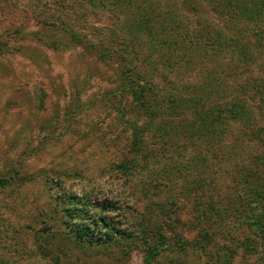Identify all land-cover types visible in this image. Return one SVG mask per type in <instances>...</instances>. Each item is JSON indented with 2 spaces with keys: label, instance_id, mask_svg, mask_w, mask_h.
<instances>
[{
  "label": "rangeland",
  "instance_id": "374dc122",
  "mask_svg": "<svg viewBox=\"0 0 264 264\" xmlns=\"http://www.w3.org/2000/svg\"><path fill=\"white\" fill-rule=\"evenodd\" d=\"M256 1L0 0V177L26 176L0 187V264H145L151 245L159 247L150 264H221L225 252L224 264H264V248H237L242 231L227 203L243 189L240 178H264L255 160L263 147L229 140L237 128L264 125V93L243 94V127L224 114L217 125L224 142L216 137L221 127L214 136L198 133L202 111L183 103L205 78L213 83L201 91L204 105L216 101L210 88L221 79L264 80V54L251 67L227 46L202 49L213 29L230 26L241 40L264 30V19L227 17L229 9L252 13ZM227 37L231 44L235 35ZM154 68L177 89L152 93L160 111L144 118L127 89L134 73L142 78ZM118 87L122 97H110ZM85 192L104 209L113 203L105 215L124 241L98 248L67 240L65 196ZM211 199L224 215L216 245L185 247L198 228L214 229L200 218Z\"/></svg>",
  "mask_w": 264,
  "mask_h": 264
},
{
  "label": "trees",
  "instance_id": "16d2710c",
  "mask_svg": "<svg viewBox=\"0 0 264 264\" xmlns=\"http://www.w3.org/2000/svg\"><path fill=\"white\" fill-rule=\"evenodd\" d=\"M187 0H184L186 2ZM238 6L240 3L237 1ZM234 4V3H233ZM256 7H254L252 13L250 11H246V13L238 12L236 15L232 13L229 9L227 12V17L231 20L235 21L241 20V14H243V19L248 20H262L264 19V0H257L255 3ZM187 11L194 13L195 10L192 6H185ZM230 6V5H229ZM258 8V10H257ZM232 9V8H231ZM234 16H236L234 18ZM235 35L231 44H228V37L230 36L231 40ZM204 50L207 48L209 44H211L212 48L207 51H202L205 53H209L210 50H215V48H220L221 46H227L228 48L233 49L237 52V58L241 61L249 62L251 67H253L256 63L255 61L260 60L258 57L259 54H264V30L254 31V35L252 37H247L245 40L240 39L236 35V31L234 32L232 28L226 26L224 31L223 29L220 32L208 31V34L203 40ZM196 45H201V43H195ZM123 49L128 48L125 42H122L121 45ZM185 48V46H184ZM190 49V48H189ZM141 51V48L138 49ZM130 52V51H129ZM134 52V51H133ZM108 53H105V55ZM139 55L141 52L138 53ZM136 52H134V57L140 58ZM255 54H257L255 56ZM255 56V57H254ZM254 57V58H252ZM264 57V56H263ZM126 59V57H125ZM213 59V57H211ZM209 59V60H211ZM264 60V58H263ZM264 62V61H262ZM247 64V63H243ZM228 67V64H226ZM250 68V67H249ZM124 74L129 73V65H125ZM156 72L144 75L146 77H140V72L134 73L136 75V80L134 83L133 89H127L129 94L131 95L130 105L133 108V111L144 115V118H149L150 116H156V112L160 111L159 107L152 105L150 102V96L155 91L161 92L164 88L173 92L174 89H177V86L173 84V82L166 81L163 83L162 76L158 71V68H154ZM229 69L226 72L227 78L229 77ZM248 73V72H247ZM157 76L159 77V81H157ZM226 79V77H225ZM205 80V81H204ZM203 82H200L201 86L197 89L192 85L189 87L187 93L191 95L189 97L186 93L185 99H183V103L191 104L194 110L202 111L203 123H200V126L196 131L204 136H214L217 133V129L221 126H224L223 122H220L222 118H224V114L228 118H232L238 122V125L242 127L248 124L246 121H243V117H247V112L241 98L244 93H253V94H262L264 93V80L259 81L258 79H249L240 86L235 81H226L228 83H224L222 79L219 80L218 84H212L210 88V92L213 97H216V101L210 105L209 101H207L206 105L202 103L201 95L204 94L201 92L206 89L207 83H213L209 78H205ZM170 84L171 88H167L166 85ZM122 89L118 87L115 91L110 93V97L117 98L118 96L122 97ZM126 91V92H127ZM107 95V94H106ZM154 97V95H152ZM188 98L191 100L188 101ZM155 98V97H154ZM263 100V99H262ZM114 105L111 106V109H114ZM257 106H253V109H256ZM157 109V110H156ZM115 110V109H114ZM202 119V118H201ZM221 124V126H217ZM203 124H208V127H204ZM203 126V127H202ZM223 128H219V133L216 137L219 138L220 141L224 142L223 139ZM133 143L132 147L134 148L137 144L138 137L136 134H133ZM232 146L240 148L242 143H246V141H252L258 143L264 150V125L260 128H254L253 130H244V128H237L235 133L229 137ZM136 143V144H135ZM241 144V145H240ZM256 163L260 166L264 167V155L261 157L255 158ZM25 175L19 170H14L9 173L8 176L0 177V187L12 186L13 184L19 185L24 182ZM238 177V176H237ZM245 178H240L239 182L243 186L241 192L236 191V197L228 198L227 203L229 204L230 200V213L232 218L236 221V224L240 227L242 233L238 242L236 241L237 248H242L247 252L256 253L260 248H264V178L262 180L255 179L253 176H247ZM257 180V181H256ZM67 199V207L71 209H64L65 212L63 215V224L67 226L69 229L70 235L67 238L68 241L75 242L81 245H88L91 247H100L106 246L109 247L112 243H118L119 241H124V236L122 235V231L115 230L113 221L110 220L109 214L105 215V213L113 212L111 205L113 203L109 202L105 205V209L103 206L99 205L96 198L90 195L89 193H82L81 195H73L72 193L65 196ZM218 198V197H217ZM208 204V211L205 214H201L200 218L208 222L211 227L214 226V229H208L207 227H201L197 230L196 237H193L190 240H187L185 243L187 244L185 247L190 249L199 248L201 252H205L207 248L213 247L216 245L214 239L216 236H219L220 233L215 232L216 223L219 222V226L221 225L220 220L224 217L223 211L217 213L215 210L217 209L216 201H210ZM219 208V207H218ZM215 212V215H214ZM102 213L103 215H99ZM213 214V215H212ZM98 215V217H97ZM199 218V219H200ZM222 221V220H221ZM124 233V232H123ZM125 234V233H124ZM164 236L161 237V239ZM126 239V238H125ZM159 246L151 245L149 249L146 251L145 264H150L152 260V256L156 254V250ZM227 251V250H226ZM228 253L225 252L221 254L219 261L221 264H224L227 261Z\"/></svg>",
  "mask_w": 264,
  "mask_h": 264
}]
</instances>
